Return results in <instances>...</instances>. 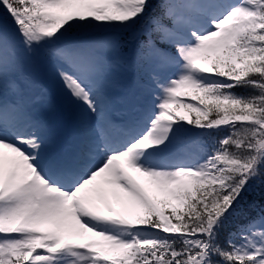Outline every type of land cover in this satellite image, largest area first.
Listing matches in <instances>:
<instances>
[{
	"label": "snow or ice",
	"instance_id": "obj_1",
	"mask_svg": "<svg viewBox=\"0 0 264 264\" xmlns=\"http://www.w3.org/2000/svg\"><path fill=\"white\" fill-rule=\"evenodd\" d=\"M264 0H0V264H264Z\"/></svg>",
	"mask_w": 264,
	"mask_h": 264
},
{
	"label": "trees",
	"instance_id": "obj_2",
	"mask_svg": "<svg viewBox=\"0 0 264 264\" xmlns=\"http://www.w3.org/2000/svg\"><path fill=\"white\" fill-rule=\"evenodd\" d=\"M262 196H264V193H262L259 190H257L255 193H253L252 198L257 200V201H259Z\"/></svg>",
	"mask_w": 264,
	"mask_h": 264
}]
</instances>
